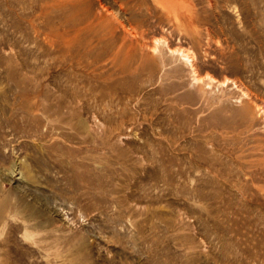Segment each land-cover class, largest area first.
Listing matches in <instances>:
<instances>
[{"label":"rangeland","instance_id":"rangeland-1","mask_svg":"<svg viewBox=\"0 0 264 264\" xmlns=\"http://www.w3.org/2000/svg\"><path fill=\"white\" fill-rule=\"evenodd\" d=\"M88 1L0 0V264H264V0Z\"/></svg>","mask_w":264,"mask_h":264},{"label":"bare ground","instance_id":"bare-ground-1","mask_svg":"<svg viewBox=\"0 0 264 264\" xmlns=\"http://www.w3.org/2000/svg\"><path fill=\"white\" fill-rule=\"evenodd\" d=\"M65 1H67V0H65ZM69 1H71V2H74V4L72 3H70V5H68V2L67 3H65L64 2V4H61L62 5V7L61 8H59L58 7V9H61V11H62V9H63V12L65 11L66 12V14H64L65 15V19H66V17H68L67 16V11L69 12V10L70 11H77V9L79 8V7H81V9L83 8L84 9V7H82V4H84L86 1H88V0H86V1H81V0H69ZM154 1H156V2H163V0H154ZM81 2H84V3H81ZM89 2V1H88ZM59 3H60V0H59V2H58V5H59ZM54 4V3H53ZM86 5V4H85ZM68 6L70 7V8H68ZM86 7H87V5H86ZM54 8H56V7H54ZM90 8V7H89ZM57 9V8H56ZM50 12V11H49ZM80 12V11H79ZM79 12H75V14L74 15H76L77 13H79ZM82 12V11H81ZM84 12H85V10H84ZM88 11L86 10V13H87ZM99 13H98V16H97V18L99 17L100 19L104 16V18H105V20L107 21V17H105V16H108L109 14H108V11H107V9L103 6V5H100V7H99V11H98ZM46 13H47V11H46ZM55 13H57V12H55ZM74 13V12H73ZM73 13H72V15H73ZM61 14H62V12H61ZM80 14V13H79ZM51 15V14H50ZM49 15V16H50ZM63 15V14H62ZM61 15V16H62ZM69 15H71V13L69 14ZM86 15V14H85ZM79 16V15H78ZM76 17V16H75ZM50 18V17H49ZM58 18V17H57ZM98 18V19H99ZM80 19V18H79ZM99 19V20H100ZM51 20H52V18H51ZM69 21L67 22L68 24H74L75 22L73 21V19L72 18H69L68 19ZM104 20V21H105ZM52 22H53V20H52ZM109 22V21H108ZM101 23H103V20L101 21ZM118 23L120 24V25H122V23L121 22H119L118 21ZM88 32V31H87ZM152 48H155V46L154 47H152ZM191 52V51H190ZM189 52V53H190ZM186 53H187V51H186ZM187 55V54H186ZM189 59V58H188ZM19 202V201H18ZM32 214H34V211H31V212H29V214L27 215V216H32ZM71 234V233H70ZM66 235H67V233H66ZM31 236V235H30ZM78 243V242H77ZM13 250V249H12ZM80 250V249H79ZM67 253V252H66ZM68 254V253H67ZM69 254H70V252H69ZM68 254V255H69ZM71 255V254H70ZM61 256V255H60ZM69 257V256H68ZM61 258V257H60ZM62 258H63V256H62ZM67 258V257H66ZM78 258V257H77ZM73 259V258H72ZM60 260H62V259H60ZM63 260H64V258H63ZM68 260V259H67ZM71 261V260H70ZM74 261V260H73ZM79 261V260H78ZM84 261V260H83Z\"/></svg>","mask_w":264,"mask_h":264}]
</instances>
